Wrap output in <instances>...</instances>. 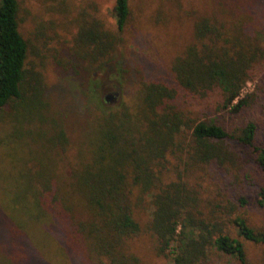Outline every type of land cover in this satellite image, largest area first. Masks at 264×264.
Wrapping results in <instances>:
<instances>
[{"label":"trees","instance_id":"obj_1","mask_svg":"<svg viewBox=\"0 0 264 264\" xmlns=\"http://www.w3.org/2000/svg\"><path fill=\"white\" fill-rule=\"evenodd\" d=\"M128 1L113 0L115 31L106 30L95 17L75 21L66 67L82 87L88 70L109 57L118 44V34L129 21ZM256 9L264 10L260 5ZM18 12V0H0V122L40 120L46 106L43 77L30 63V44L19 30ZM221 27L206 17L196 19L192 41L169 66L178 88L216 117L190 118L189 112L167 107L165 101L177 89L141 80L139 125H128L129 116L123 112L102 111L84 151L76 152L65 189L48 169L53 159L40 168L23 167L20 176L27 186L20 200L31 194L32 203L25 205L33 208L36 219L50 217L61 247H83L103 257L104 264H140L133 254H124L128 241L142 231L128 199L136 190L148 196L150 207L143 231L154 254L168 258L166 264H248V244L260 246L264 259V223L249 221L253 207L264 209V141L257 142L264 125L248 116L229 129L218 117L227 108L238 113L247 104V98L238 97L246 80H257L260 91L252 95L264 103V49L239 30L229 33ZM134 68L135 78L138 67ZM49 141L63 148L66 137L59 130ZM181 148L186 154L183 168L177 170V164L175 179L162 183L163 162L169 154L180 160L182 154L175 153H181ZM197 167L219 189L218 199L202 198L187 180L185 174ZM260 173L262 181L257 183L254 175ZM79 199L85 219L73 214ZM5 218L12 242L21 235V227L11 216Z\"/></svg>","mask_w":264,"mask_h":264},{"label":"rangeland","instance_id":"obj_2","mask_svg":"<svg viewBox=\"0 0 264 264\" xmlns=\"http://www.w3.org/2000/svg\"><path fill=\"white\" fill-rule=\"evenodd\" d=\"M112 3L113 0H18L19 30L29 41L31 65L42 74L46 106L40 120L18 122L6 118L0 122V264H28L29 259V264H104L103 257L84 251L83 247H61L58 229L50 226L47 214L37 219L32 217L33 208L25 205L32 203L31 194L20 200L27 186L20 176L25 172L23 167L34 164L40 168L49 163L48 158L53 159L48 169L56 176L57 184L65 189L70 184L76 152L84 151L95 119L102 111L123 112L129 116L128 125H139L136 118L140 112L138 83L141 80L159 81L177 89L175 96L165 101L167 107L175 106L189 112L190 118L216 117L212 110L192 102L174 83L169 70L172 59L181 55L192 41V24L196 19L209 18L229 33L239 30L264 49V10L256 9L258 5L264 8V0H129V21L125 30L118 34V44L109 57L88 70L86 86L82 87L66 67L71 57L69 48L75 21L81 16L85 19L95 17L106 30L115 31ZM134 67L140 69L136 68L135 78L132 77ZM256 84V79L243 83L238 97L247 98V104L238 113H231L228 108L223 110L218 115L222 116L223 125L230 129L248 116L264 125V103L252 95L260 91ZM104 95L111 97L109 102L102 100ZM59 130L66 137L63 148L49 141ZM184 133L187 134V130ZM258 141H264V134L259 135ZM181 149V153H175L182 154L180 160L169 154L163 162L162 183L175 179L177 164H180L177 170L183 168L181 161L186 159V154L185 148ZM47 152L48 156L42 155ZM185 176L197 187L202 198H219V189L198 167ZM254 178L257 183L262 181L261 173ZM128 199L142 231L128 241L124 254H133L140 264H166L168 258L154 254L151 240L143 231L149 219L148 196L134 190ZM81 205L79 199L73 214L75 218L85 219L86 212ZM6 214L21 227V235L12 242L8 240L4 224ZM249 219L252 225L264 223V209L253 207ZM87 252L90 259L86 257ZM262 253L260 246L248 244V264H264Z\"/></svg>","mask_w":264,"mask_h":264},{"label":"water","instance_id":"obj_3","mask_svg":"<svg viewBox=\"0 0 264 264\" xmlns=\"http://www.w3.org/2000/svg\"><path fill=\"white\" fill-rule=\"evenodd\" d=\"M110 99H111V97H110L109 95H104V96H103V101H104V102H109Z\"/></svg>","mask_w":264,"mask_h":264}]
</instances>
